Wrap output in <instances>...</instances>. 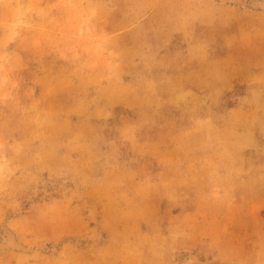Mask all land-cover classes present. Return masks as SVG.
I'll return each mask as SVG.
<instances>
[{"label": "clouds", "instance_id": "clouds-1", "mask_svg": "<svg viewBox=\"0 0 264 264\" xmlns=\"http://www.w3.org/2000/svg\"><path fill=\"white\" fill-rule=\"evenodd\" d=\"M240 3L264 18V0H0V217L41 186L120 166L121 146L147 149L153 129L167 132L188 172L214 177L236 146L217 123L225 74L197 27L226 24ZM177 36L185 47L170 54ZM53 91L74 105L48 103ZM121 105L135 118L109 137ZM73 114L81 124L70 128ZM257 256L264 264V248Z\"/></svg>", "mask_w": 264, "mask_h": 264}, {"label": "rangeland", "instance_id": "rangeland-1", "mask_svg": "<svg viewBox=\"0 0 264 264\" xmlns=\"http://www.w3.org/2000/svg\"><path fill=\"white\" fill-rule=\"evenodd\" d=\"M233 6L239 15L226 24L197 27L225 74L217 123L236 146L233 157L214 177L188 172L167 132L153 129L142 138L147 149L121 146L120 166L100 162L88 179L41 186L4 211L0 264H256L264 248V18ZM184 47L177 36L170 54ZM47 102L75 103L68 91L49 93ZM114 111L109 137L121 119L135 118L122 105ZM67 120L81 124L75 114ZM221 249L229 259H215Z\"/></svg>", "mask_w": 264, "mask_h": 264}, {"label": "bare ground", "instance_id": "bare-ground-1", "mask_svg": "<svg viewBox=\"0 0 264 264\" xmlns=\"http://www.w3.org/2000/svg\"><path fill=\"white\" fill-rule=\"evenodd\" d=\"M9 243H10V244H14V243H15V239L12 238V237H10V238H9Z\"/></svg>", "mask_w": 264, "mask_h": 264}]
</instances>
